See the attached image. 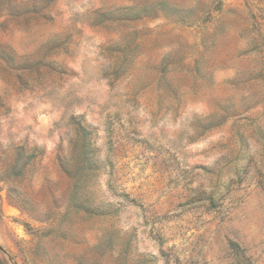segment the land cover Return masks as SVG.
Instances as JSON below:
<instances>
[{
    "label": "rangeland",
    "instance_id": "1",
    "mask_svg": "<svg viewBox=\"0 0 264 264\" xmlns=\"http://www.w3.org/2000/svg\"><path fill=\"white\" fill-rule=\"evenodd\" d=\"M0 264H264V0H0Z\"/></svg>",
    "mask_w": 264,
    "mask_h": 264
},
{
    "label": "trees",
    "instance_id": "2",
    "mask_svg": "<svg viewBox=\"0 0 264 264\" xmlns=\"http://www.w3.org/2000/svg\"><path fill=\"white\" fill-rule=\"evenodd\" d=\"M76 188H77V182H74V187H73L74 192L77 191Z\"/></svg>",
    "mask_w": 264,
    "mask_h": 264
}]
</instances>
